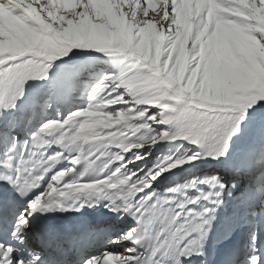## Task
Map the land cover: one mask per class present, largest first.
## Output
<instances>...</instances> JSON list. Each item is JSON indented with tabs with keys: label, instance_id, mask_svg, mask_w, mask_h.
<instances>
[{
	"label": "snow or ice",
	"instance_id": "snow-or-ice-1",
	"mask_svg": "<svg viewBox=\"0 0 264 264\" xmlns=\"http://www.w3.org/2000/svg\"><path fill=\"white\" fill-rule=\"evenodd\" d=\"M0 264H264V0H0Z\"/></svg>",
	"mask_w": 264,
	"mask_h": 264
}]
</instances>
